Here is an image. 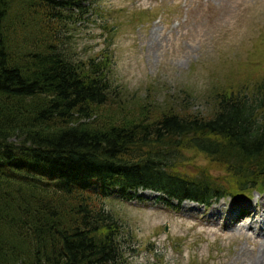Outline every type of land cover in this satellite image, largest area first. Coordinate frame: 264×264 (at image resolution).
Returning a JSON list of instances; mask_svg holds the SVG:
<instances>
[{"label":"trees","instance_id":"1","mask_svg":"<svg viewBox=\"0 0 264 264\" xmlns=\"http://www.w3.org/2000/svg\"><path fill=\"white\" fill-rule=\"evenodd\" d=\"M86 1L0 0V264H124L111 195L207 208L264 191V78L213 85L209 114H128L108 56L68 53ZM185 150L227 177L178 170Z\"/></svg>","mask_w":264,"mask_h":264},{"label":"rangeland","instance_id":"2","mask_svg":"<svg viewBox=\"0 0 264 264\" xmlns=\"http://www.w3.org/2000/svg\"><path fill=\"white\" fill-rule=\"evenodd\" d=\"M75 14L69 55L77 62L108 56L116 104L128 114L147 105L209 114L213 85L264 78V0H87ZM183 152L178 170L227 177L222 165ZM157 197L140 190L132 200L105 202L122 225L124 264H257L264 257V191L207 208L188 200L169 207Z\"/></svg>","mask_w":264,"mask_h":264},{"label":"bare ground","instance_id":"3","mask_svg":"<svg viewBox=\"0 0 264 264\" xmlns=\"http://www.w3.org/2000/svg\"><path fill=\"white\" fill-rule=\"evenodd\" d=\"M263 203V208H264V201L262 202ZM192 205H195L194 203L192 204ZM203 208H205L204 206H202ZM240 212H244L245 211V209H241V210H239ZM253 215H254V212H253ZM249 216H251L250 214H249ZM259 226V225H258ZM263 248V247H262ZM262 250V249H261ZM264 250V249H263ZM261 255H264V253L262 252V253H260L258 256H261ZM257 264H264V257H262L261 259H259L258 260V262H257Z\"/></svg>","mask_w":264,"mask_h":264},{"label":"water","instance_id":"4","mask_svg":"<svg viewBox=\"0 0 264 264\" xmlns=\"http://www.w3.org/2000/svg\"><path fill=\"white\" fill-rule=\"evenodd\" d=\"M165 230H166V228H165Z\"/></svg>","mask_w":264,"mask_h":264}]
</instances>
